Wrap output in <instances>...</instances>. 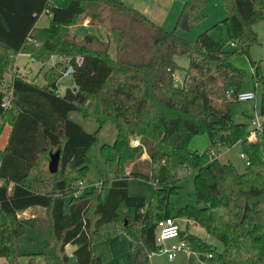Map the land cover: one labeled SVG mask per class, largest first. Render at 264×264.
Segmentation results:
<instances>
[{
  "label": "trees",
  "instance_id": "16d2710c",
  "mask_svg": "<svg viewBox=\"0 0 264 264\" xmlns=\"http://www.w3.org/2000/svg\"><path fill=\"white\" fill-rule=\"evenodd\" d=\"M221 1L228 16L216 27L227 28L236 52H225L228 41L209 32L191 44L119 0H0V82L13 77L7 89L0 83V139L11 127L0 162L4 264H21L19 241L29 230L47 242L41 254L28 255L29 264H38L36 258L43 264H104L93 253V242L121 232L131 244L126 264H148L161 249L158 224L168 218L185 219L222 243L219 251L189 230L181 232L201 261L264 264V125L254 130L234 121L231 107L243 93L246 73L230 62L235 54L249 56L259 43L254 27L264 22V0ZM206 5L188 0L177 27L192 31ZM45 13L50 27H37ZM84 20L90 26L107 21L108 33L117 35L114 56L110 41L93 33L79 41L64 32ZM19 54L43 65L57 58L44 72V86L12 73ZM179 57L189 60L180 86ZM262 62L250 61L254 83L262 88L264 117ZM69 68L77 91L73 87L58 96L57 84ZM73 112L96 121L99 130L113 124L117 134L114 144L101 148L102 158L118 166L114 179L83 196L75 194L98 138L69 119ZM199 135H208L212 147L229 150L239 144L250 165L241 174L232 162L212 159L211 150L192 151L191 141ZM134 139L140 146L133 147ZM56 151L59 169L52 174L47 164ZM182 169L195 179L196 204L176 212L172 198L182 190ZM131 179L154 185L149 201L129 196ZM30 208L44 209L48 217L21 218Z\"/></svg>",
  "mask_w": 264,
  "mask_h": 264
},
{
  "label": "rangeland",
  "instance_id": "374dc122",
  "mask_svg": "<svg viewBox=\"0 0 264 264\" xmlns=\"http://www.w3.org/2000/svg\"><path fill=\"white\" fill-rule=\"evenodd\" d=\"M126 7L136 9L152 20L154 23L163 27L167 31H175L176 35L188 41L191 44H194L199 36L205 32L211 33L212 37L215 40L228 41L226 45L225 52H236V49L230 42V36L226 27H223L221 30L216 27L217 24L223 23L225 18L228 16V8L221 0H206L207 5L202 11L204 18L198 23L192 31H184L181 28L177 27L178 18L181 15L184 5L188 0H119ZM106 20V18H105ZM88 20L80 22L78 25L88 23ZM106 25L92 26L95 29L93 30H83L79 27L76 30L77 37L82 39L84 34L94 33L99 38L103 39L105 33H108V24ZM50 17L47 13L43 14L38 20V26L41 28H49L50 26ZM257 36H259V43L253 46L250 49V55L245 54H235L230 58V62L236 68L245 71L246 77L243 85V92H253L256 95V100L252 102H237L231 107V114L233 119L238 124L247 123L250 125V129L253 128V122L256 118H262L260 114V108L262 103V88L261 86L254 83L253 75L254 68L251 66L250 61L258 64L264 58V22H259L254 27ZM75 30V29H74ZM100 30V31H99ZM66 32L73 31L72 29H65ZM84 33V34H82ZM104 33V34H103ZM82 35V36H80ZM111 55L114 56V49L111 50ZM176 64L179 68V71L176 73V85L180 86L183 83L186 70L189 66V60L186 57H179L176 59ZM19 68L14 64L11 68L12 73L15 76L23 77L29 80L28 75L33 80L37 81V84H43V74L46 70L51 67V64L43 65L41 63H32L29 58L25 55L19 61ZM261 70L264 73V63L260 64ZM13 77L7 75V77L0 83L5 89L10 86ZM73 83L72 78L63 77L58 82V88L62 91H66L71 87ZM73 87V86H72ZM70 120L79 121L80 126L88 133H96L98 141L88 150V172L86 179L84 180L82 191L80 196L85 195L88 191L93 188L99 187L103 184L105 180H113L117 171L118 166L114 163H107L101 154V148L103 145H112L117 139L116 128L113 124H106L99 130V126L96 121L91 119H83L78 112H73L70 115ZM5 139V135L0 139V159L3 155L1 146ZM138 139H134L137 141ZM133 141V143H134ZM190 148L194 152H206L211 150L212 158L216 156L215 154L220 153L222 155L223 162L229 163L232 162L239 173H244L247 166V162L242 158V146L235 145L229 150L224 149L219 146H213L208 135H199L195 137L190 144ZM48 167V164H47ZM179 177L181 179L182 190L180 193L172 198L175 211L178 212L179 209L183 208L185 205H195L196 204V195L194 194V182L195 179L190 172L185 170L179 171ZM154 190V185L144 180H129L128 194L130 197H144L148 201L151 199V195ZM262 216L261 220L264 222V198L262 199ZM41 211H35L34 215L37 218H47V212L44 209ZM184 220H178L179 226L182 228V231H187L188 227L185 224ZM191 225L194 226L192 223ZM190 233L196 235L199 238H202L209 242L211 245H214L218 248L219 251L223 250V245L217 239L211 237L206 233V231L200 226H194V229L190 228ZM183 240V236H181ZM178 243L177 240L169 241V243ZM20 247L25 255L20 260L21 264H29L28 255H39L43 252L46 247L47 242L41 240V238L33 231H28L27 235L22 237L19 241ZM93 253L100 257L103 260L104 264H126L127 263V253L130 250L131 244L124 232L115 234L111 237L105 238L104 240H96L92 244ZM163 249H166L163 247ZM153 261L148 264H202L199 257V251L196 246L189 245L188 249H185L183 252L177 254L176 259L171 261L167 256L157 252L153 254ZM122 260V261H121ZM121 261V262H120ZM38 264H43L39 258H36ZM0 263L4 264L3 260H0Z\"/></svg>",
  "mask_w": 264,
  "mask_h": 264
},
{
  "label": "built area",
  "instance_id": "2783aa9c",
  "mask_svg": "<svg viewBox=\"0 0 264 264\" xmlns=\"http://www.w3.org/2000/svg\"><path fill=\"white\" fill-rule=\"evenodd\" d=\"M82 61L80 59H78L77 63L80 64ZM29 76V75H28ZM27 76V77H28ZM73 76V69L69 68L66 71L65 77H72ZM28 80V79H25ZM56 94L58 96H61V91L57 90ZM238 100V102L243 103V102H252L256 100V95L253 92H243L242 94H239L236 98ZM5 108L9 107L8 106V101H6V103L4 104ZM264 125V117L262 116V118H256L255 121L253 122V129L254 130H260L263 128ZM255 138V134H253L252 139ZM138 147L140 146L139 140L134 141L133 143V147ZM242 158L247 162V166L250 165V163L247 161L246 158H244V156H242ZM82 184H80V186L78 187V190L76 192V196H80L81 194V189H82ZM102 185H100L98 188L102 189ZM159 227V234H158V238H157V242L162 245L164 244V242H167L168 240L171 239H179L180 243L178 245H174L173 247H171V249L167 250V249H163V247H161V249L159 250V253L167 256V258L169 260H174L176 259L175 257L177 256L178 253L183 252L185 249H188L189 247V243L186 242L185 240L181 239V229L180 227L176 224V220L174 218H168L165 220H162L159 222L158 224ZM211 258V256H209ZM202 264H208L204 261H201Z\"/></svg>",
  "mask_w": 264,
  "mask_h": 264
},
{
  "label": "crops",
  "instance_id": "0c3cea01",
  "mask_svg": "<svg viewBox=\"0 0 264 264\" xmlns=\"http://www.w3.org/2000/svg\"><path fill=\"white\" fill-rule=\"evenodd\" d=\"M171 1V0H170ZM142 13V12H141ZM145 15V14H144ZM146 16V15H145ZM86 22H88V21H86ZM36 26L37 27H39L38 26V21H37V23H36ZM162 26V25H161ZM79 27H81L83 30L85 29V30H93V29H95L94 27H92V26H90V25H88V23H84V24H81V25H77V26H73V27H68V28H64V32L65 33H69L70 35H72V36H75L76 37V39L77 40H82V39H79L80 37L78 36L77 37V35H76V30L79 28ZM41 28V27H40ZM65 29L67 30V29H72L73 31L71 32V31H68V32H66L65 31ZM75 29V30H74ZM100 31V30H99ZM82 34H84V33H82ZM87 34H92V33H87ZM87 34H84V36H86ZM94 34V33H93ZM104 34V33H103ZM94 35H96V34H94ZM80 36H82V35H80ZM98 37V36H97ZM99 38V37H98ZM99 39H101V38H99ZM117 35L115 34V35H110L109 33H105V37L103 38V39H101V40H104V41H110L111 42V44H112V49H115V47H116V42H117ZM26 56L27 58H29L30 60H31V62L32 63H36L35 62V60L34 59H32V58H30V56L29 55H27V54H19V55H17L16 57H15V61H16V63H15V65H16V67H18L19 68V61H20V59L22 58V56ZM57 62V58L56 57H54L53 59H52V61L51 62H49L48 64H51V67H53V65L55 64ZM39 63V62H38ZM47 65V64H46ZM50 67V68H51ZM47 71V70H46ZM45 71V72H46ZM45 74V73H44ZM44 74H43V79H44ZM29 77V80L28 81H34V83L36 84V85H39V86H44V84H45V80H44V83L43 84H37V81L35 80V79H31L30 78V76H28ZM70 78H72V77H70ZM73 79V78H72ZM58 85V84H57ZM74 87V80H73V83L71 84V87L70 88H73ZM69 88V89H70ZM57 89H59L58 88V86H57ZM60 91H61V95H64L65 94V92L68 90H66L65 92L64 91H62L61 89H59ZM81 115V114H80ZM82 117V116H81ZM83 118V117H82ZM69 119H70V115H69ZM86 120V119H85ZM76 123H78L79 125H80V123H79V121H76ZM82 127V126H81ZM10 131H11V127L10 126H8V127H6L5 128V130L3 131V134H2V136H1V139H2V137L5 135V139H4V141H3V144H2V146H1V150H2V152L4 151V149H5V147H6V145H7V143H8V139H9V134H10ZM216 156H214V159H218L220 162H223V158H222V155L220 154V153H218V154H215ZM2 158V157H1ZM148 159V156L147 155H145L144 157H143V160H147ZM213 159V158H212ZM0 162H1V159H0ZM223 163H227V162H223ZM96 188H98V187H96ZM76 196V195H75ZM35 211H41L40 210V208H30V209H28V210H26V212L25 213H23V214H21L20 215V217L21 218H33V217H36V215H34V212ZM178 220H182V219H176V224L179 226V224H178ZM185 222V224H186V226L188 227V229L187 230H189L190 231V228L191 229H194V226L193 225H191L192 223L191 222H189V221H187V220H185L184 221ZM180 227V226H179ZM180 229H181V232L182 233H184L183 231H182V228L180 227ZM127 236V235H126ZM127 238H128V236H127ZM128 240H129V238H128ZM172 240H177L178 241V243H169V241H172ZM129 243H130V240H129ZM180 243V240L179 239H171V240H168L167 242H164V244H162L161 245V247H165L167 250H169V249H171V247H173L174 245H178ZM93 250V249H92ZM155 254V253H154ZM126 255H128V253L126 254ZM153 256V255H152ZM150 257L149 259L151 260V262L153 261V257ZM176 258V257H175ZM175 260V259H174ZM122 261V260H121ZM120 261V262H121ZM173 261V260H172ZM117 264H121V263H117Z\"/></svg>",
  "mask_w": 264,
  "mask_h": 264
},
{
  "label": "water",
  "instance_id": "95a60500",
  "mask_svg": "<svg viewBox=\"0 0 264 264\" xmlns=\"http://www.w3.org/2000/svg\"><path fill=\"white\" fill-rule=\"evenodd\" d=\"M74 91H77V88L74 87ZM60 151H56V154L51 156V161L49 163V170L52 174H56V172L58 171L59 167V161H60ZM77 249V247H74L72 249L68 250V254L71 255L74 253V251Z\"/></svg>",
  "mask_w": 264,
  "mask_h": 264
}]
</instances>
